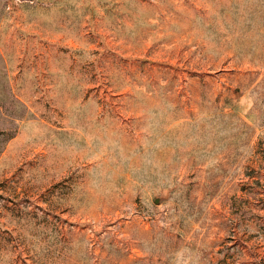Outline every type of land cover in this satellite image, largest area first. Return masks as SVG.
Instances as JSON below:
<instances>
[{"label": "rangeland", "instance_id": "obj_1", "mask_svg": "<svg viewBox=\"0 0 264 264\" xmlns=\"http://www.w3.org/2000/svg\"><path fill=\"white\" fill-rule=\"evenodd\" d=\"M0 264H264V0H0Z\"/></svg>", "mask_w": 264, "mask_h": 264}, {"label": "water", "instance_id": "obj_2", "mask_svg": "<svg viewBox=\"0 0 264 264\" xmlns=\"http://www.w3.org/2000/svg\"><path fill=\"white\" fill-rule=\"evenodd\" d=\"M156 203H158V201H156Z\"/></svg>", "mask_w": 264, "mask_h": 264}]
</instances>
